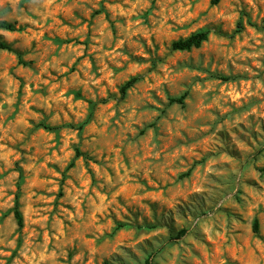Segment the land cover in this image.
<instances>
[{"label":"rangeland","instance_id":"obj_1","mask_svg":"<svg viewBox=\"0 0 264 264\" xmlns=\"http://www.w3.org/2000/svg\"><path fill=\"white\" fill-rule=\"evenodd\" d=\"M0 22V264H264V0H0Z\"/></svg>","mask_w":264,"mask_h":264},{"label":"trees","instance_id":"obj_2","mask_svg":"<svg viewBox=\"0 0 264 264\" xmlns=\"http://www.w3.org/2000/svg\"><path fill=\"white\" fill-rule=\"evenodd\" d=\"M218 1L219 0H211V3L216 4ZM0 28L8 29V30L14 29L12 24H9L6 22H0ZM208 35H209V30L207 29L199 30L195 33L190 34L186 38L173 41L171 43V48L174 50H189L193 47H199L204 41L207 40ZM0 49L11 50V46L5 41H3L2 39H0ZM219 77L224 80L228 79V77L226 76H219ZM136 80H137V77H132L128 81H126L120 88L121 93L122 94L125 93L126 90L136 82ZM185 97H186V93H183L182 95L178 97L170 98L169 101L171 103L174 102V103L183 105ZM77 153L79 154L80 152L77 150ZM14 217L17 221V224L21 225L22 215L18 209V203H15V206H14ZM252 229L254 232L258 231V222L256 219L253 221ZM184 234H185V230L182 229L178 232L177 237H181ZM104 264H110V263H104Z\"/></svg>","mask_w":264,"mask_h":264}]
</instances>
